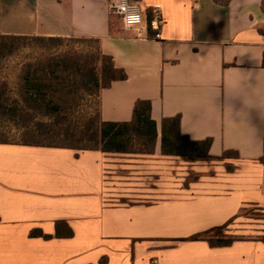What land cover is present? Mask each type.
Returning <instances> with one entry per match:
<instances>
[{
  "label": "crops",
  "instance_id": "crops-1",
  "mask_svg": "<svg viewBox=\"0 0 264 264\" xmlns=\"http://www.w3.org/2000/svg\"><path fill=\"white\" fill-rule=\"evenodd\" d=\"M138 2L146 21L160 6L158 37L112 32L108 0H0V34L99 39L127 73L102 90V119L150 100L159 131L149 155L0 143V264H264L259 216L236 218L229 246L188 240L249 206L264 214L262 0ZM176 116L212 156L239 158L163 155Z\"/></svg>",
  "mask_w": 264,
  "mask_h": 264
},
{
  "label": "trees",
  "instance_id": "trees-1",
  "mask_svg": "<svg viewBox=\"0 0 264 264\" xmlns=\"http://www.w3.org/2000/svg\"><path fill=\"white\" fill-rule=\"evenodd\" d=\"M214 1L228 5L231 0ZM110 25L112 32L120 30V18L111 15ZM259 31L264 34V27ZM125 79L126 71L102 52L99 39L0 34V143L153 154L159 131L150 100L135 103L130 121L102 119V90ZM211 145V138L191 140L182 134L180 116L163 119V155L191 163L239 158L236 151L212 156ZM246 215L244 208L225 224L188 240L207 241L212 247L229 246L242 238L230 233V225ZM72 234L70 230L69 236ZM260 239L264 241V236Z\"/></svg>",
  "mask_w": 264,
  "mask_h": 264
},
{
  "label": "built area",
  "instance_id": "built-area-1",
  "mask_svg": "<svg viewBox=\"0 0 264 264\" xmlns=\"http://www.w3.org/2000/svg\"><path fill=\"white\" fill-rule=\"evenodd\" d=\"M109 10L111 15L120 18L122 27L126 31L135 30L138 36L141 37L144 31H152L158 37L165 19L160 6H154L150 16L146 21L142 7L138 0H108ZM137 17L138 19L131 21L126 26V17Z\"/></svg>",
  "mask_w": 264,
  "mask_h": 264
},
{
  "label": "rangeland",
  "instance_id": "rangeland-1",
  "mask_svg": "<svg viewBox=\"0 0 264 264\" xmlns=\"http://www.w3.org/2000/svg\"><path fill=\"white\" fill-rule=\"evenodd\" d=\"M90 46H93L92 44H88ZM246 212H247V215L244 216V218L246 217H250V218H253V217H261V218H264V214L258 210L256 207H253V206H249L246 208ZM241 235V234H239Z\"/></svg>",
  "mask_w": 264,
  "mask_h": 264
},
{
  "label": "clouds",
  "instance_id": "clouds-1",
  "mask_svg": "<svg viewBox=\"0 0 264 264\" xmlns=\"http://www.w3.org/2000/svg\"><path fill=\"white\" fill-rule=\"evenodd\" d=\"M136 19H138L137 17H126V26H127V24L128 23H130L131 21H133V20H136Z\"/></svg>",
  "mask_w": 264,
  "mask_h": 264
}]
</instances>
